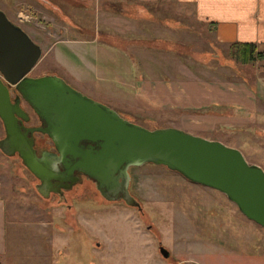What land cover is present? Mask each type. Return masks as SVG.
<instances>
[{"label":"rangeland","instance_id":"rangeland-1","mask_svg":"<svg viewBox=\"0 0 264 264\" xmlns=\"http://www.w3.org/2000/svg\"><path fill=\"white\" fill-rule=\"evenodd\" d=\"M57 2L60 10L55 12L34 2L30 7L14 6L15 16L9 18L42 48L30 76L60 74L134 123L148 129L175 127L222 141L264 170V61L244 63L232 57L230 46L217 42L192 8L175 0ZM17 9L22 10L20 18ZM157 80L186 86L196 81L240 82L255 94L257 111L248 120L222 119L215 130L199 132L190 128L191 117L208 115L207 108L146 111L124 104L132 96L144 100L134 87ZM117 97L123 103L118 105ZM184 114L186 127H182ZM4 137L0 120V139ZM131 174V190L141 210L123 200H106L92 183L79 187V196L65 203L55 196L43 197L21 158L0 150V191L12 199L15 210L23 208L10 216L18 221L7 230L9 235L16 233L18 242L11 263L264 264V227L243 215L225 194L162 165L146 163L131 168ZM41 219H48L54 235L56 226L63 225L65 246L46 245L50 238L40 226ZM44 246L52 251L51 258L42 252ZM159 246L169 250L170 259H164Z\"/></svg>","mask_w":264,"mask_h":264},{"label":"water","instance_id":"water-1","mask_svg":"<svg viewBox=\"0 0 264 264\" xmlns=\"http://www.w3.org/2000/svg\"><path fill=\"white\" fill-rule=\"evenodd\" d=\"M42 48L0 10V120L5 137L0 150L18 155L38 179L39 193L48 198L58 182H75V173L93 180L108 201L123 200L142 209L130 194V167L146 163L166 166L184 178L216 189L234 202L248 219L264 227V170L243 153L217 140L175 127L148 129L121 116L58 75L30 77ZM14 86L42 121L27 128V112ZM35 132L47 134L56 152L38 155ZM164 258L169 250L160 247ZM191 264V263H183Z\"/></svg>","mask_w":264,"mask_h":264},{"label":"crops","instance_id":"crops-1","mask_svg":"<svg viewBox=\"0 0 264 264\" xmlns=\"http://www.w3.org/2000/svg\"><path fill=\"white\" fill-rule=\"evenodd\" d=\"M17 1L8 0L5 2L0 0V8H3L2 10H4L10 19L15 14L14 6L18 7V5L24 4L30 7L34 5L32 2L37 3L41 9L47 11L55 12L56 10H60L57 0H20V2L12 5L13 2ZM175 1L183 7H191L197 21L212 26L214 29L211 32L217 42L228 46L238 42L254 43L260 51H264V0ZM17 12V17L20 18L22 10L18 11L17 9ZM37 12L42 13V11ZM90 40L92 42L96 41L95 38ZM78 42H82V40ZM78 46H75L76 51L80 47ZM141 83V86H135L134 88L138 89L139 95L144 100H141L140 97L133 99L135 96H132V99L129 97L124 100L125 105H131L130 108L132 107V109L138 107L146 111L181 109L187 112L190 108L194 111H197V108H207L211 112L206 116L192 114L189 126L192 130H199V132L215 130V127L222 119H228L227 121L232 122L234 120H248L250 115L255 114L257 111V98L255 94L245 84L240 82L227 83L223 81L204 84L196 81L195 84L192 82L188 86L183 85L182 82H172L169 84L163 80L144 81ZM118 91L120 92V89ZM115 100L118 105L122 102L120 97H117ZM132 100H134L133 103H131ZM182 116L184 121H182V127H186L187 121L185 119H187V115L184 114ZM12 203V199L10 200L8 195L0 191V264H12L10 258H14L18 254L16 252L18 248L16 233L15 236L14 234L9 235V231L7 230L9 225L16 227L18 223L16 217L11 219L10 216L17 215L23 208L15 210L14 203ZM73 211L68 210L69 214L73 213ZM47 217L45 216V218ZM41 224L40 226L45 236L50 238V242L48 241L46 245L50 246L52 244L53 248L65 246L63 239L65 228L63 225L58 224L56 226L58 227V231L54 235L50 232L48 219H41ZM8 237H10V241H7ZM99 246L100 243H98ZM41 250L45 256L51 258L52 251H49L47 246L41 247ZM190 262L191 264H196L194 261ZM183 263L187 262L184 260L179 261V264Z\"/></svg>","mask_w":264,"mask_h":264},{"label":"flooded vegetation","instance_id":"flooded-vegetation-1","mask_svg":"<svg viewBox=\"0 0 264 264\" xmlns=\"http://www.w3.org/2000/svg\"><path fill=\"white\" fill-rule=\"evenodd\" d=\"M53 8V6H51ZM52 10V9H51ZM55 11V9H53ZM15 23V22H13ZM16 24V23H15ZM31 73V72H30ZM29 73L28 76H30L31 74ZM48 74H52V75H58V76H61L60 74H57V73H48ZM39 76H42V75H39ZM39 76H35V77H39ZM30 77H33V76H30ZM62 78H64L63 76H61ZM65 79V78H64ZM66 80V79H65ZM68 82V80H66ZM71 86L72 83L68 82ZM74 87V86H73ZM10 93H11V98H12V101L15 102L17 97H20V106L27 112L29 118L28 120H24L23 121V125L27 128H30V127H39V126H42V121L41 119L39 118V116L34 112V110L32 109V107L22 98V96L20 95V93L15 89L14 86H11L10 87ZM35 135V148L37 149V153L38 155H41L43 152H56V148H55V145L53 143V141L49 138V136L47 134H42V133H39V132H35L34 133ZM37 135L39 136H42L41 138L37 137ZM131 168L133 167H130L129 168V172H130V175H131V179H130V194L138 201L139 199L137 198V196H135V194H133L132 190H131V187H132V174H131ZM175 172V171H174ZM75 176L77 178V181L75 182H70V181H65V182H58L59 184V188H58V191L57 192H51L50 195H49V198L55 196L57 197L58 201H62V202H69V198H77L79 196V192H78V188L79 187H83L85 186L87 183H92V184H95L96 188H97V185L96 183L91 180L90 178H88L86 175L84 174H81V173H75ZM37 179V178H36ZM38 183L36 184L37 185V188L38 186H40L41 182L40 180H38ZM98 191V189H97ZM99 192V191H98ZM99 194L101 195V193L99 192ZM102 196V195H101ZM103 197V196H102ZM125 203V202H124ZM126 204V203H125ZM141 204V203H140ZM68 207L71 208V205L68 204ZM128 207H131V206H128ZM131 208H136L139 210L138 207H131ZM160 247L159 246V251H160ZM171 257V254L168 258H164V259H170Z\"/></svg>","mask_w":264,"mask_h":264},{"label":"trees","instance_id":"trees-1","mask_svg":"<svg viewBox=\"0 0 264 264\" xmlns=\"http://www.w3.org/2000/svg\"><path fill=\"white\" fill-rule=\"evenodd\" d=\"M210 30L214 28L209 26ZM232 57L244 62L252 63L256 61H264V51H258L257 45L254 43H233L230 46Z\"/></svg>","mask_w":264,"mask_h":264}]
</instances>
